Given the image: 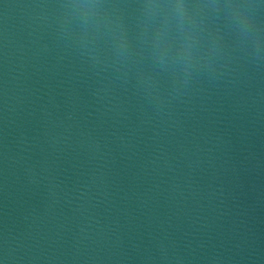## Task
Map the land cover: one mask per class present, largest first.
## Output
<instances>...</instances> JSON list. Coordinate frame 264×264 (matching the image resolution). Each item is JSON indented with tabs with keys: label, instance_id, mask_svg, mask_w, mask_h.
<instances>
[{
	"label": "water",
	"instance_id": "95a60500",
	"mask_svg": "<svg viewBox=\"0 0 264 264\" xmlns=\"http://www.w3.org/2000/svg\"><path fill=\"white\" fill-rule=\"evenodd\" d=\"M0 264H264V0H0Z\"/></svg>",
	"mask_w": 264,
	"mask_h": 264
}]
</instances>
